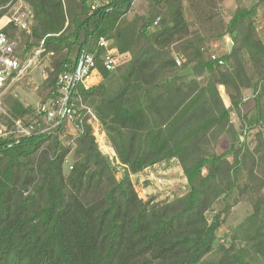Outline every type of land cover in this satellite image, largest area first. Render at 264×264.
Instances as JSON below:
<instances>
[{
    "label": "trees",
    "instance_id": "obj_1",
    "mask_svg": "<svg viewBox=\"0 0 264 264\" xmlns=\"http://www.w3.org/2000/svg\"><path fill=\"white\" fill-rule=\"evenodd\" d=\"M22 1L32 23L19 33L17 56L21 64L39 48L49 56L43 86L51 98L56 77L72 71L82 52L96 53L110 21L104 7L91 10V0ZM122 4L128 0L113 6ZM145 4L140 14L123 12L117 24L130 60L103 82L76 90L100 122L121 178L84 120L75 122L73 149L60 141L64 123L48 135L0 140V264H248V257L264 264V43L255 23L262 0L251 9L238 6L227 21L215 0ZM225 36L230 53L212 59L208 48ZM186 68L191 74L179 76ZM244 91L252 92L255 113L251 147L230 119L240 117ZM3 107L23 122L31 111L10 93ZM222 137L228 149L217 154ZM171 161L186 181L184 193L140 199L130 176ZM252 195L254 212L240 226L253 231L250 246L215 247L230 200ZM219 202L224 207L216 211Z\"/></svg>",
    "mask_w": 264,
    "mask_h": 264
},
{
    "label": "built area",
    "instance_id": "obj_2",
    "mask_svg": "<svg viewBox=\"0 0 264 264\" xmlns=\"http://www.w3.org/2000/svg\"><path fill=\"white\" fill-rule=\"evenodd\" d=\"M91 1V10H95L100 6L105 8L106 19L110 21L108 31L101 33L99 36L95 54L82 52L72 71L59 74L56 77L54 89L57 95L44 103L38 104L35 109L38 121L30 122L12 118L3 107V99L10 93L12 86L43 50L39 48L33 59L21 64L17 56V49L21 40L19 33L29 32L32 23L31 11L22 0H8L5 4L0 5V12H4L0 17V120L2 122L0 124V140L8 138L18 140L48 135L67 122H73L75 130L78 131L79 128H77L75 122L81 124L84 120L90 126L99 150L105 149L103 154L108 157L109 161L113 165L114 163L119 165L114 150L107 144L105 134L96 115L89 107L84 105L76 90L79 87L89 88L93 86L89 81L94 73H98L99 69L104 75L110 74L115 69V61L120 55L119 48L121 46L120 38L117 35V24L122 17L120 15L123 12L132 11L138 0H128L129 4L120 6L113 5H118L124 0ZM10 26L16 29L14 34L6 31ZM211 58L215 59L216 56L212 55ZM175 63L180 66L182 60L176 57ZM262 86L264 87V79L261 81L258 90ZM100 137H103V140ZM98 138L100 141L97 140ZM101 144L103 148L100 147ZM68 168L71 170L72 166L70 165ZM151 168L145 171H150ZM142 173L136 176L144 179L145 175ZM147 175L151 176L152 174Z\"/></svg>",
    "mask_w": 264,
    "mask_h": 264
},
{
    "label": "rangeland",
    "instance_id": "obj_3",
    "mask_svg": "<svg viewBox=\"0 0 264 264\" xmlns=\"http://www.w3.org/2000/svg\"><path fill=\"white\" fill-rule=\"evenodd\" d=\"M217 4V10L219 13V17L224 21H227L235 9L238 6L245 7L247 9H251L254 5H257L259 0H215ZM145 0H138L135 3L134 9L130 11L131 14H140L144 11L145 8ZM184 16L188 23V25H195L193 19V13L188 8V2H184ZM255 23L258 37L264 43V0H262V4H259L256 9ZM230 43V38L228 36L223 37L219 42L216 43V46L213 44L208 48V52L216 57H221L225 55L227 51L228 44ZM20 46V45H19ZM38 50V49H37ZM37 50L32 51V55L29 59H33L35 57V52ZM28 59V60H29ZM27 60V61H28ZM49 56L42 57V53L36 57V60L24 71L21 78L12 86L10 90V94L15 97L20 103L29 108L30 115L24 118V122L30 121H38V118L35 115V109L38 104L44 103L51 98L47 97L49 90H46L43 86V81L45 79V68L49 66ZM108 76V74H107ZM97 81L95 73L92 75L89 83L94 84ZM104 79L101 81L103 82ZM220 95L225 100L227 97L224 93L223 89H219ZM252 92L244 91L243 92V105L242 112L240 117L235 113H231L230 119L234 127L240 132L241 141L247 147L252 146L251 142V133L252 126L251 121L254 116L253 104H252ZM242 118V119H241ZM243 121V122H242ZM0 124H2L0 120ZM78 131L75 130L73 122H67L64 124L63 132L59 134L60 141L65 146H70L73 149L74 145L72 139L77 136ZM262 135L264 138V129H262ZM103 140V137H100ZM97 140L100 141L98 138ZM107 141V139H106ZM107 144L110 145V143ZM103 148V145H100ZM228 149V140L226 137H222L217 146L216 153L222 154L225 153ZM105 149L101 150L103 154ZM71 154V153H70ZM104 155V154H103ZM72 164L71 155L67 157L66 163L64 165V172L66 173L69 170V166ZM116 178L120 179L123 174V168L114 163ZM151 173V176L147 174ZM145 175V178H138L136 175L130 176L131 183L134 187L135 192L138 197L142 200H148L151 197H155L158 201L163 200H172L180 196L184 193L186 188V181L183 178L181 169L176 164V162L164 163L152 167L150 171H145L142 173ZM148 176V177H146ZM257 197L252 196H244L235 201L234 199L230 200V207L227 210L224 218V225L221 227L220 233L215 242V247H218L220 244L227 245L231 241H233L234 248L237 249L239 245H245L246 247L250 246V243L247 239L253 235V231L249 229L240 228L243 225L245 219L252 215L254 212V202ZM232 204V205H231ZM222 202H219L216 205V211H220L223 208ZM208 219L210 220L213 217V214H208ZM262 228L261 231L264 232V211L262 212ZM248 264H257V262L250 257L245 259Z\"/></svg>",
    "mask_w": 264,
    "mask_h": 264
},
{
    "label": "crops",
    "instance_id": "obj_4",
    "mask_svg": "<svg viewBox=\"0 0 264 264\" xmlns=\"http://www.w3.org/2000/svg\"><path fill=\"white\" fill-rule=\"evenodd\" d=\"M213 46H216V43L213 44ZM119 51H120V55L119 57H117L116 61H115V65L118 66V65H121V64H124L126 62H128L130 60V56L128 54V52L126 51V49L123 48V46L121 45L120 48H119ZM181 59V58H180ZM95 76L97 78V81L94 83V84H91V85H97L99 84L103 78H104V74L102 71H100V69L98 70V73H95ZM219 89H223V87H219ZM224 90V89H223ZM222 100H223V103L225 105L226 108L229 107V102H228V99L226 98L225 100L223 99V97L221 96ZM185 180V179H184Z\"/></svg>",
    "mask_w": 264,
    "mask_h": 264
},
{
    "label": "water",
    "instance_id": "obj_5",
    "mask_svg": "<svg viewBox=\"0 0 264 264\" xmlns=\"http://www.w3.org/2000/svg\"><path fill=\"white\" fill-rule=\"evenodd\" d=\"M231 49H232V44L229 43V44H228V47H227V51H228V53H230ZM190 74H191V70H190L189 68H186L185 70L179 72V76H184V77H187V76H189Z\"/></svg>",
    "mask_w": 264,
    "mask_h": 264
}]
</instances>
